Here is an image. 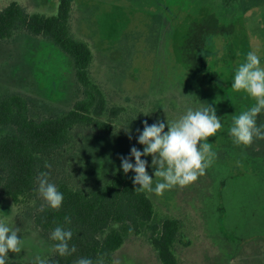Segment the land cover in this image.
<instances>
[{
    "label": "rangeland",
    "instance_id": "rangeland-1",
    "mask_svg": "<svg viewBox=\"0 0 264 264\" xmlns=\"http://www.w3.org/2000/svg\"><path fill=\"white\" fill-rule=\"evenodd\" d=\"M13 1L30 13L54 16L61 0H0V10ZM71 1L72 34L93 51L90 75L108 109L124 110L114 119L109 112L101 118L112 120L111 132L77 126L72 142L41 163L39 176L48 173L56 187L62 182L87 190L102 185L121 165V156L129 157L132 147L143 151L138 136L145 120L149 126L167 124L189 108L210 104L222 128L206 141L215 156L205 175L160 196L147 192L159 217L181 220L180 264H264V140L238 145L229 135L233 117L256 103L232 83L250 51L264 67V0L248 9L241 0L232 5L222 0ZM13 91L30 99L31 115L38 119L68 111L84 96L73 59L52 40L26 30L0 41V101ZM262 123L264 113L257 117ZM11 131L0 127V135ZM142 159L154 188L162 180L155 178L152 157ZM46 204L38 191L18 202L0 192V221L23 240L21 252L10 251L9 259L34 264L37 256L46 261L55 254L51 235L35 222ZM114 261L162 264L146 229L131 234Z\"/></svg>",
    "mask_w": 264,
    "mask_h": 264
},
{
    "label": "trees",
    "instance_id": "trees-1",
    "mask_svg": "<svg viewBox=\"0 0 264 264\" xmlns=\"http://www.w3.org/2000/svg\"><path fill=\"white\" fill-rule=\"evenodd\" d=\"M222 1L232 5L238 0ZM241 1L248 9L262 0ZM71 13V0H61L54 16L30 13L17 1L0 10V41L24 30L52 40L73 59L77 80L84 90L83 98L72 109L42 119L31 115L30 99L19 92L13 91L0 101V127L12 128L0 135V192L16 202L38 191L41 163L72 142L77 126H97L111 132L112 120L101 118L109 112L114 119L124 110L118 106L108 109L103 90L90 75L92 48L73 36ZM135 176L134 171L125 174L120 165L104 184L90 190L60 183L57 189L63 194L61 207L53 209L46 204L37 211L35 222L45 234L51 235L58 226L70 230L69 247L75 246L76 251L61 256L55 249L45 264H75L82 257L90 258L94 264L102 257L104 264H111L128 237L144 229L149 231L162 264H180L176 243L181 220L159 217L148 192L136 191L139 185L133 183ZM65 217H70L71 222H66ZM6 264L27 263L7 257Z\"/></svg>",
    "mask_w": 264,
    "mask_h": 264
},
{
    "label": "clouds",
    "instance_id": "clouds-1",
    "mask_svg": "<svg viewBox=\"0 0 264 264\" xmlns=\"http://www.w3.org/2000/svg\"><path fill=\"white\" fill-rule=\"evenodd\" d=\"M260 65L257 53L250 51L246 61L240 64L235 72L232 88L237 92H246L256 101L254 106L233 117L229 135L238 145H250L254 138L264 140V123L257 124V117L264 113V67ZM221 128V120L216 114V109L210 104L197 110L189 108L178 120L167 124L157 121L149 126L145 120L143 131L138 136V141L144 145V149L140 151L132 147L129 157H120L123 172L136 173L133 181L134 185H139L136 191L154 192L157 196L163 195L165 190L175 186H188L205 175L206 169L211 166L215 153L212 152L211 144L206 141ZM128 135L131 139L130 131ZM143 156L152 157L155 178L162 180L157 182L154 188L153 178L147 171L148 162L142 159ZM132 157L135 158V164L131 162ZM47 176L48 173L40 174L38 193L50 207L59 209L63 202V194L58 191L55 184L49 182ZM65 220L71 222L70 217H65ZM51 238L58 241L55 249L61 256L76 251L75 246L69 247V241L72 239L70 230L58 226L53 230ZM22 244L23 240L18 239L17 231L0 221V264H6L10 251L20 253ZM34 264H45V261L37 256ZM75 264L94 262L90 258L82 257L77 259ZM96 264H104L103 258H99ZM114 264L119 262L114 261Z\"/></svg>",
    "mask_w": 264,
    "mask_h": 264
}]
</instances>
